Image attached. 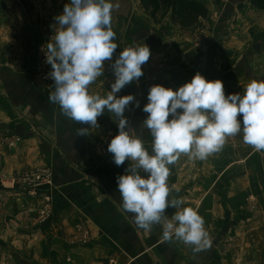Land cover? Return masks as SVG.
Wrapping results in <instances>:
<instances>
[{"label":"crops","instance_id":"obj_1","mask_svg":"<svg viewBox=\"0 0 264 264\" xmlns=\"http://www.w3.org/2000/svg\"><path fill=\"white\" fill-rule=\"evenodd\" d=\"M198 1L206 3L209 14L198 24L185 27L175 24L169 14L160 22L147 13L143 15L140 0H126L133 8L131 14L120 9L113 12V30L134 38L133 46L142 36L139 31L144 34L152 29L155 35L159 27L166 28L151 48V59L168 58V71L159 70L152 75L155 79L145 83L140 96L139 84L135 82L117 94H134L140 101V108L133 105L125 112L131 127L138 132L147 117L142 109L154 84L176 91L199 72L207 80H222L228 95L243 94L252 79L264 80V9L254 7L250 0ZM118 4L124 8V3ZM53 5L50 4L49 11L41 5L25 13L34 22L48 23V27L41 26L46 27V33L49 30L50 37L54 34V17L60 15ZM9 15L13 18L12 10ZM138 20L146 26L140 21L139 25ZM257 42L259 50L253 47ZM2 49L0 54H16ZM26 70L13 80L14 84L12 80L9 84L0 81V200L22 201L15 213L1 205L0 243L15 251V256L26 259L31 255L59 264L63 247L71 258L68 264H264V206L253 211L240 209L236 203L248 196L252 154L263 159L264 151L256 152L246 145L242 133L229 138L223 150L207 160L192 161L182 155L170 166L171 196L182 197L183 206L194 208L201 216H211L215 230L210 234L211 249L194 254L190 246L180 241H162L161 226L150 232L137 228L132 214L122 209L116 177L125 173L130 162L118 167L107 151L108 143L118 134V118L105 110L98 118L99 128H89V136L76 137L75 130L87 126L68 120L60 114L58 105L49 102L54 85L46 73L40 72L33 78L30 69ZM107 71L106 68L104 75L90 86L91 93L106 96L110 91L115 77L111 70L108 74ZM16 136L20 141L10 145ZM142 138L150 145L147 129ZM42 166L53 172V184L42 190L50 195L52 204V214L43 227L30 223L35 215L30 200L39 205L42 196L31 197L10 181L20 172ZM175 211L169 208L167 216L171 218ZM80 223L92 231L93 242L88 247L70 243L71 234ZM38 246L41 252L49 248V256L41 252L39 255ZM2 260L0 264H13L11 257Z\"/></svg>","mask_w":264,"mask_h":264},{"label":"clouds","instance_id":"obj_2","mask_svg":"<svg viewBox=\"0 0 264 264\" xmlns=\"http://www.w3.org/2000/svg\"><path fill=\"white\" fill-rule=\"evenodd\" d=\"M118 7L111 0H70L63 13L54 17V34L42 49L45 63L51 65L47 77L54 85L48 100L59 106L62 116L87 126L77 128L76 137L89 136V128H99L98 118L105 110L114 114L118 134L107 151L118 167L130 162L125 173L116 177L122 209L132 214L139 229L150 232L161 226L164 242L175 239L194 254L208 251L213 242L204 218L183 206L182 197L171 196L170 166L182 155L192 161L207 160L241 133L246 145L264 151V80L252 79L243 94L228 95L222 80H207L199 72L176 91L154 84L138 132L125 112L133 105L140 108V101L134 94H117L134 82L139 84L151 49L143 40L117 52L112 15ZM106 68L115 77L110 91L106 96L91 93L90 86ZM144 129L150 133V145L142 138ZM169 208L177 209L171 218Z\"/></svg>","mask_w":264,"mask_h":264},{"label":"rangeland","instance_id":"obj_3","mask_svg":"<svg viewBox=\"0 0 264 264\" xmlns=\"http://www.w3.org/2000/svg\"><path fill=\"white\" fill-rule=\"evenodd\" d=\"M111 2L114 3H124V8L119 6L117 10H123L125 14H128V12L131 14L132 13V6L126 4V0H111ZM54 3L53 9H58L59 14L63 13V9L65 4L70 3V0H0V48H4L1 51L2 52H13L15 51L16 54H0V81L1 82H6V84H9V81L13 83L16 79H19L21 77V73L23 69L27 72V68H29L30 72L29 74L33 78H37V74H40V67L42 62H45L46 60V55L45 51L42 50L45 46L46 50V43L50 41V35H49V30L46 33V27L49 26L48 23L45 24H40V22H34L33 17H27L25 13H30L35 9V7H40L41 5L46 8L47 11H49L50 4ZM127 5V6H126ZM121 7V8H120ZM9 10H12V16L9 15ZM114 10V11H115ZM131 10V11H130ZM113 11V12H114ZM123 12V13H124ZM146 12L142 10V14L144 15ZM49 20V18H48ZM143 23L142 26H146L142 20H138V22ZM139 22V25H140ZM41 25H45L42 27ZM128 25V24H127ZM131 25H133V17H132V22ZM131 27V26H129ZM144 28V27H143ZM220 28H222L220 26ZM166 28H161L159 27L157 29L158 33L155 35L153 34L155 30L149 29L146 31V33H142V31H139V35L141 36L140 39L138 40L139 42H144L151 48H153L154 44H157L158 39H159V33L165 31ZM146 30V29H145ZM221 32L224 31L223 29H219ZM54 33V32H53ZM43 34H45L43 36ZM119 43L118 44V51L120 49H124L127 46H133L134 44V38H127L126 36L123 37V35L119 34ZM158 37V38H157ZM127 38V39H126ZM152 51V50H151ZM152 55V54H151ZM157 58V57H156ZM168 58L167 59H151L149 60L148 64L143 66V71L145 75L140 78V83H139V96L142 95V91H144L145 88V83L148 80L153 81L152 79H155L152 75L158 74V71L161 70V72L168 71ZM48 68L46 71L43 73H49L51 71V65H47ZM107 74L110 72V69H107ZM154 71V72H152ZM243 73V72H242ZM47 74H44L47 77ZM30 76V77H31ZM48 78V77H47ZM108 78H113V76L108 75ZM50 79V78H49ZM14 80V81H13ZM157 80V79H156ZM159 80V79H158ZM10 83V84H11ZM2 84V83H1ZM14 84V83H13ZM226 88L225 87V94H226ZM113 131V130H111ZM109 136H112V134L109 133ZM17 137V136H16ZM11 145V144H10ZM250 161V185L247 188V193L246 195L247 198L243 200H237L236 203L240 207V209H247V210H253L256 211L259 208L264 206V158L261 159L257 156V153L252 154ZM37 167L30 168L26 171L35 169ZM50 168V167H49ZM236 170H241V168H236ZM24 172V171H23ZM20 172V173H23ZM19 173V174H20ZM237 173V172H236ZM18 175V174H16ZM19 191L27 193L29 196L34 197V194H29L28 190L25 187L22 186H17ZM42 190L44 188L40 189L35 195V197L40 198L39 196H42V199H40L39 205H36L35 200H30V204L32 203V207L36 209V207H39L42 202H44V198L46 196H50L49 194H45L44 192L42 193ZM7 199V198H6ZM0 200V209L1 205L7 209L11 213L14 211L18 212V205L21 204L22 201L14 199L13 203L11 200ZM3 203V204H2ZM35 206V207H34ZM52 206V204H51ZM2 207V208H3ZM31 207V208H32ZM35 209H32V212L35 213ZM33 216V215H32ZM205 221V228L209 232V234H214L215 230L212 229V224L211 222V216L203 215L202 216ZM210 217V218H209ZM30 223L31 219H30ZM46 224V222L41 225L42 227ZM34 225V224H32ZM214 226V224H213ZM88 239L86 242H82L79 237L77 236L75 229L71 234V240L70 243H75V244H80L83 246H90L91 243L93 242V236H92V231H90V228H88ZM38 253L41 255V253L44 256H49L50 254V249L49 248H44V250L41 252V247L38 246ZM60 249V262L59 264H68L71 262V258L68 255V252H65V248L61 247ZM4 252H6L10 256H5ZM31 252V250H30ZM41 252V253H40ZM15 251H13L9 246H6L4 243H0V261H3L2 259L4 257H11L13 264H33L30 259L35 260V264H53L50 262L47 258L43 259H37L34 256H29L26 259H24L23 256L17 257L14 255ZM26 260V261H25ZM113 261V260H112ZM5 264V263H4ZM12 264V263H11Z\"/></svg>","mask_w":264,"mask_h":264},{"label":"trees","instance_id":"obj_4","mask_svg":"<svg viewBox=\"0 0 264 264\" xmlns=\"http://www.w3.org/2000/svg\"><path fill=\"white\" fill-rule=\"evenodd\" d=\"M251 4L264 9V0H250ZM143 10L156 22H160L166 15L181 26H191L199 23L201 18L209 14L205 2L198 0H140ZM119 34L116 32L114 42L119 43Z\"/></svg>","mask_w":264,"mask_h":264},{"label":"built area","instance_id":"obj_5","mask_svg":"<svg viewBox=\"0 0 264 264\" xmlns=\"http://www.w3.org/2000/svg\"><path fill=\"white\" fill-rule=\"evenodd\" d=\"M47 63L42 62L40 67V72L46 71L48 68ZM47 74V73H46ZM20 138H13L10 140V144L14 145ZM13 187L22 186L28 190L29 194L37 195L38 191L44 187L50 186L53 184V172L49 167H37L35 169L24 171L18 175L12 176L10 178ZM52 214L51 208V197L46 196L44 202L39 207L35 209V215L32 223L41 225L47 222ZM76 234L82 242H86L89 235L88 227L84 223H80L75 228Z\"/></svg>","mask_w":264,"mask_h":264},{"label":"water","instance_id":"obj_6","mask_svg":"<svg viewBox=\"0 0 264 264\" xmlns=\"http://www.w3.org/2000/svg\"><path fill=\"white\" fill-rule=\"evenodd\" d=\"M259 43L257 42V43H255L254 45H253V47L256 49V50H259Z\"/></svg>","mask_w":264,"mask_h":264}]
</instances>
